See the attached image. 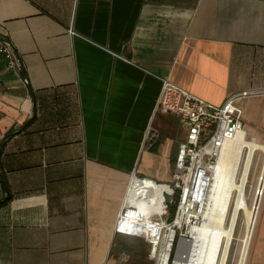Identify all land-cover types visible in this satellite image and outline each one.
Masks as SVG:
<instances>
[{
  "label": "crops",
  "instance_id": "0c3cea01",
  "mask_svg": "<svg viewBox=\"0 0 264 264\" xmlns=\"http://www.w3.org/2000/svg\"><path fill=\"white\" fill-rule=\"evenodd\" d=\"M0 35L24 69L0 48V141L32 117L0 151V264L142 255L114 223L132 177L170 181L183 130L162 78L215 103L256 91L239 103L264 141V0H0Z\"/></svg>",
  "mask_w": 264,
  "mask_h": 264
},
{
  "label": "built area",
  "instance_id": "2783aa9c",
  "mask_svg": "<svg viewBox=\"0 0 264 264\" xmlns=\"http://www.w3.org/2000/svg\"><path fill=\"white\" fill-rule=\"evenodd\" d=\"M0 48L8 57L7 66L17 68L19 63L1 38ZM23 79L28 81L25 76ZM252 92L256 91L244 89L215 103L162 78L156 108L176 114L183 130L177 141L170 181L139 177L153 180L160 188L159 194L155 191L156 196L151 197L147 194L151 189H143L146 193L130 195L129 187L135 180L132 177L114 223L115 232L140 236L147 242V256L152 264H181L178 259L182 257L184 264L187 249L183 248L179 257L180 245L190 242L192 228L205 218L211 182L225 143L239 130L244 131V136L255 138L244 128L243 109L239 103V98ZM175 193V208L169 218L168 203L173 201Z\"/></svg>",
  "mask_w": 264,
  "mask_h": 264
},
{
  "label": "bare ground",
  "instance_id": "6f19581e",
  "mask_svg": "<svg viewBox=\"0 0 264 264\" xmlns=\"http://www.w3.org/2000/svg\"><path fill=\"white\" fill-rule=\"evenodd\" d=\"M256 149L261 150L262 157L251 181ZM138 178L135 176L130 184V195L147 189H151L147 193L151 197L156 196L155 191L159 194L153 180ZM248 189L252 190L250 199ZM206 203L205 218L192 228L190 242L180 245L179 257L186 248L184 264H249L264 203V142L239 130L225 143ZM178 260L183 264V257Z\"/></svg>",
  "mask_w": 264,
  "mask_h": 264
},
{
  "label": "rangeland",
  "instance_id": "374dc122",
  "mask_svg": "<svg viewBox=\"0 0 264 264\" xmlns=\"http://www.w3.org/2000/svg\"><path fill=\"white\" fill-rule=\"evenodd\" d=\"M178 135H179V132L175 130L174 132L175 139L178 138ZM259 141H262V140H259ZM261 157H262V152L260 150H257V158H256L257 163H256V166L253 168V172L251 174V181L254 178V172L257 169L258 161ZM251 191L252 190L248 189V195H247L248 199L251 198ZM263 209H264V203H263ZM263 233H264V210L258 222L257 230H256L255 237H254V240H255L254 241L255 243L253 244L254 250L251 253L249 264H261L260 258L258 256V252H259V246L261 245V242L264 238ZM121 243L124 244L125 246V252L129 253L128 248L135 246V247H138L139 249L137 252H141L142 255H138V257H135L129 254L130 258L128 260L126 261L118 260V262H116L117 264H152V261L148 258L147 254H143L145 251H147V243L144 239L140 237H129V236L122 235ZM262 264H264V260Z\"/></svg>",
  "mask_w": 264,
  "mask_h": 264
},
{
  "label": "trees",
  "instance_id": "16d2710c",
  "mask_svg": "<svg viewBox=\"0 0 264 264\" xmlns=\"http://www.w3.org/2000/svg\"><path fill=\"white\" fill-rule=\"evenodd\" d=\"M0 38H5V39H7L5 36H2V35H0ZM20 69H21V72L24 74V69H23V66H22V63H20ZM26 77V76H25ZM30 119H32V117L31 118H29L28 120H25L22 124H20L19 126H18V128H16V129H9V130H7L5 133H4V135H6V133H8V132H11L12 134L13 133H16V132H18V131H20V130H22V129H24V127L28 124V122L30 121ZM0 181H1V185L3 186V188L5 189V191H6V193H7V197H5V198H3V199H0V204H2V203H4L5 201H7L9 198H10V193H9V190H8V185H7V182H6V179H5V177L0 173ZM175 201H176V193H175V195L173 196V201L172 202H170V203H168V217L170 218L172 215H173V212H174V208H175ZM139 249H138V247H135V246H133V247H129L128 248V251H131V253L132 252H137Z\"/></svg>",
  "mask_w": 264,
  "mask_h": 264
},
{
  "label": "water",
  "instance_id": "95a60500",
  "mask_svg": "<svg viewBox=\"0 0 264 264\" xmlns=\"http://www.w3.org/2000/svg\"><path fill=\"white\" fill-rule=\"evenodd\" d=\"M1 39L4 40V41L9 45V47L11 48V50H12V52H13V54H14L16 60H17V62H18L19 65H20L21 60H20V58H19L17 52L15 51V49L13 48V46L11 45L10 41H9L8 39H5V38H1ZM11 134H12L11 132H8V133H6V135H4V136L2 137V139H1V141H0V151H1L2 143H3L4 139H5L6 137L10 136ZM5 197H7V193H6V195H5L4 197H2L1 199L5 198Z\"/></svg>",
  "mask_w": 264,
  "mask_h": 264
}]
</instances>
